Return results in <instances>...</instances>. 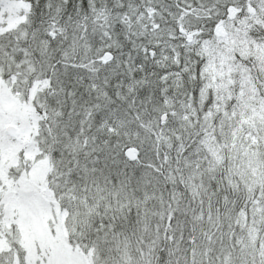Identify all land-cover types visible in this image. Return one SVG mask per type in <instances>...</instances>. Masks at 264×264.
I'll list each match as a JSON object with an SVG mask.
<instances>
[{"label":"snow or ice","instance_id":"snow-or-ice-1","mask_svg":"<svg viewBox=\"0 0 264 264\" xmlns=\"http://www.w3.org/2000/svg\"><path fill=\"white\" fill-rule=\"evenodd\" d=\"M0 264H264V0H0Z\"/></svg>","mask_w":264,"mask_h":264}]
</instances>
